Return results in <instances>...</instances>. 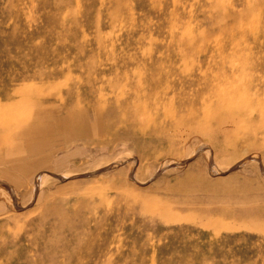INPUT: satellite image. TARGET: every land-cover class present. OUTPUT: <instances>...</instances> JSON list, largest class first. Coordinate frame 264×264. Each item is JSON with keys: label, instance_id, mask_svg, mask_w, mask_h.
Returning a JSON list of instances; mask_svg holds the SVG:
<instances>
[{"label": "rangeland", "instance_id": "374dc122", "mask_svg": "<svg viewBox=\"0 0 264 264\" xmlns=\"http://www.w3.org/2000/svg\"><path fill=\"white\" fill-rule=\"evenodd\" d=\"M0 264H264V0H0Z\"/></svg>", "mask_w": 264, "mask_h": 264}, {"label": "bare ground", "instance_id": "6f19581e", "mask_svg": "<svg viewBox=\"0 0 264 264\" xmlns=\"http://www.w3.org/2000/svg\"><path fill=\"white\" fill-rule=\"evenodd\" d=\"M6 189V188H5Z\"/></svg>", "mask_w": 264, "mask_h": 264}]
</instances>
